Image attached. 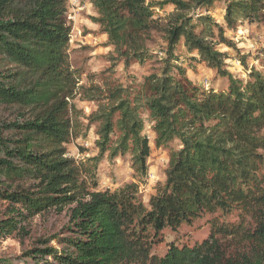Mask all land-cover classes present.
Returning <instances> with one entry per match:
<instances>
[{
	"label": "trees",
	"instance_id": "trees-1",
	"mask_svg": "<svg viewBox=\"0 0 264 264\" xmlns=\"http://www.w3.org/2000/svg\"><path fill=\"white\" fill-rule=\"evenodd\" d=\"M215 1L223 0L174 2L176 13L158 27L145 0H92L95 21L125 61L144 62L147 37L161 28L169 46L183 39L228 81L227 91L200 93L184 71L176 81L166 70L145 79L133 106L119 101L120 148L131 142L139 177L150 154L139 109L151 117L156 146L173 140L180 146L164 185L144 205L135 183L97 191L87 165L66 157L64 145L77 134L69 101L78 85L68 58V0H0V243L16 239L23 246L35 219L67 216L58 237L22 249L18 264H264V73L253 71L242 85L214 50L228 44L222 29L201 17V31L194 32L184 12ZM226 3L229 29L264 16V0ZM110 132L107 115L101 151ZM232 212L238 223L220 222ZM204 218L209 233L200 243L171 241L161 256L154 254L165 231Z\"/></svg>",
	"mask_w": 264,
	"mask_h": 264
},
{
	"label": "rangeland",
	"instance_id": "rangeland-1",
	"mask_svg": "<svg viewBox=\"0 0 264 264\" xmlns=\"http://www.w3.org/2000/svg\"><path fill=\"white\" fill-rule=\"evenodd\" d=\"M145 1L152 7L158 27H163L176 13L173 3L182 0ZM226 5V0L215 1L210 7H199L184 14L191 19L190 24L197 34L202 28L199 23L201 17L210 19L222 29V38L228 44H216L214 50L224 55L223 69L245 85L251 80L253 71L264 73V16L252 21L242 20L229 29L224 21ZM97 18L92 0H68L67 20L71 28L68 58L78 85L75 97L69 101L73 107L70 116L77 134H73L64 145L66 157L87 165L97 191L113 192L135 183L139 200L147 205L157 187L164 185L171 153L180 148L179 142L173 140L166 146H156L151 117L147 111L139 109L140 136L147 139L150 150L145 162L146 174L139 177L135 172L131 142L128 141L124 149L120 148L122 132L117 126L120 119L119 101H128L133 106L134 98L140 93L144 94L145 79L150 75L160 76L166 70L176 81L183 79L179 73L184 71L186 79L200 93L227 91L228 81L202 61L196 51H189L183 39H179L173 47L169 46L161 28L149 33L145 42L147 52L144 62L135 59L125 61L115 52L108 35L95 21ZM213 33L212 41L217 43L221 39L216 27H213ZM107 115L111 132L101 151L100 133ZM263 170L264 166L261 172ZM206 221L207 218H204L191 227L182 226L175 233L165 231L164 242L154 247V254L161 256L166 250V243L171 241L188 246L200 243L209 233ZM238 221L237 212L220 219L225 224H236ZM66 223V211L61 215L49 214L35 219L31 239L23 246L16 239L0 243V264H18L16 259L21 256L22 249L30 248L38 239L58 237ZM51 245L56 246L54 240Z\"/></svg>",
	"mask_w": 264,
	"mask_h": 264
}]
</instances>
